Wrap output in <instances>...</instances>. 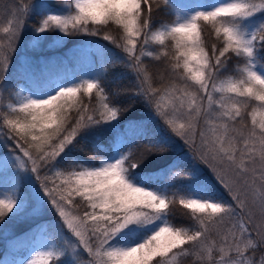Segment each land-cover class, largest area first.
Returning <instances> with one entry per match:
<instances>
[{
	"label": "snow or ice",
	"instance_id": "snow-or-ice-1",
	"mask_svg": "<svg viewBox=\"0 0 264 264\" xmlns=\"http://www.w3.org/2000/svg\"><path fill=\"white\" fill-rule=\"evenodd\" d=\"M0 11L10 12L0 24V146L11 148L3 166L12 176L0 187V226L49 205L59 217L37 225L50 238L24 264H264V0H18ZM162 12L173 19L158 21ZM26 30L33 50L56 33L100 36L119 53L97 49L100 71L67 82L26 57L17 75L31 86L4 103ZM109 65L123 66L134 87L109 91ZM137 103L167 134L149 138L127 122L108 158L91 165L73 155L91 139L96 159L103 133ZM133 128L146 140L138 154L115 147ZM177 147L188 150L186 169L175 160L142 168ZM177 204L187 210L179 223Z\"/></svg>",
	"mask_w": 264,
	"mask_h": 264
},
{
	"label": "trees",
	"instance_id": "trees-1",
	"mask_svg": "<svg viewBox=\"0 0 264 264\" xmlns=\"http://www.w3.org/2000/svg\"><path fill=\"white\" fill-rule=\"evenodd\" d=\"M17 2L18 0H3V4H16ZM27 2L31 3L32 0H27ZM41 2L44 3L45 7H47L49 5H58L61 0H41ZM175 3L181 6L178 0H175ZM3 4H0V8L3 7ZM8 18H10V12L5 13L0 11V24ZM35 19L36 18H33V20ZM172 19V16L165 15L163 12L157 17L158 21L165 22H169ZM31 26L32 25L30 24L29 28ZM112 31L115 35L116 30L112 28ZM55 35L58 34H50L49 39L43 41L39 49L33 50L34 42L30 38L31 32L26 30L23 41L27 44V52L22 56L25 58H32L33 63H36L38 58H41L39 59V64L48 62L51 65L50 77L58 79L63 78L65 75L67 76L66 79H60L65 82L100 71L103 60L96 55L97 49L104 47L105 49H111L113 52L119 53L118 49L114 48L108 41H104L100 36L79 35L75 37L53 39L52 37ZM204 38L208 44H211V42L215 39L214 36L209 37L207 33H205ZM19 56L20 55L18 54L15 55L11 64L7 80V91L3 93L4 103L11 102L10 98L14 93L20 92L22 88L27 90V88L31 86L30 83H25L18 78L17 72L20 65H22L19 61ZM147 62L155 74L156 69L153 65L158 62L151 61L150 59ZM122 73L125 75L124 79L114 80V77L119 76ZM104 83L109 91L116 88L131 90L134 87L131 75L121 65H116L115 67L112 65L108 66L107 73L104 77ZM129 100L130 93L128 95H122L119 98L118 103L127 104L129 103ZM127 122L141 123L143 126L142 130H146L149 138H154L161 134H167L163 123L158 120L151 119L149 111L146 110L142 104L137 103L130 111L121 114L119 121L114 122L116 124L114 129L109 128L105 133H103L98 142L103 145L104 150L96 154V159H92V153L94 150L93 144L97 141H92L91 139L88 141H81V143L74 149L73 155L91 165L98 164L100 159L108 158L113 154V139L116 137V134L128 130L129 124ZM140 130L141 129L133 128L131 131H128L127 142L125 143H121L120 138L117 137L115 147H120L121 151L124 152H127L128 149L131 148L134 154H138L139 151L142 150L143 145L146 143V140L143 137L139 139L134 138L139 135ZM9 145H11V142H9ZM10 152V147L7 149L3 147L1 155L4 153L9 154ZM187 152L188 150L186 148L181 151V149L177 147L166 152L163 157L149 156L142 165V168L145 172H149L151 169L157 167L158 164L175 160L178 170L186 169L192 163ZM7 157L5 159H7ZM133 158H135V155ZM4 160L1 165H4ZM13 171H15V169H13ZM207 174L209 176L211 175L210 172ZM9 175L10 173L4 169V166H2L0 173V187L7 185L11 181L12 177ZM2 176L3 178L1 179ZM176 183H179V181ZM213 190L218 193H223L224 197L228 198L226 191L218 184L214 185ZM22 195L26 197L29 195L25 185L22 189ZM45 210L47 213L43 212L39 216H33L29 212L19 217L7 219V222L0 226V264H16L21 256L27 255V252L34 246L39 234L42 232L43 229H38L37 225H44L47 227L49 223L59 220L53 211L50 210L49 206ZM82 211L83 209H81V212ZM170 211L177 214L176 216H173L172 219L179 223L180 220L177 219V216L179 213L187 210L182 209L177 204L174 205ZM7 231H10V233L7 234ZM43 233L49 237L44 230ZM262 254L264 253H257V261H259V257Z\"/></svg>",
	"mask_w": 264,
	"mask_h": 264
},
{
	"label": "rangeland",
	"instance_id": "rangeland-1",
	"mask_svg": "<svg viewBox=\"0 0 264 264\" xmlns=\"http://www.w3.org/2000/svg\"><path fill=\"white\" fill-rule=\"evenodd\" d=\"M180 5H187V4H195L198 2H204V0H178ZM207 2H212V0H207ZM217 2H219V0H217ZM27 44L23 41L22 43H20L19 47L20 49L17 51V53L15 55H20L19 56V61L23 64L25 62V57L22 56L24 53L27 52ZM76 49V48H75ZM20 52V53H19ZM75 75V74H73ZM58 78V77H57ZM67 76H64L63 78H58V80L60 79H66ZM56 79V78H53ZM26 90V89H25ZM3 151V146H0V173H1V168L3 165L2 162L3 160L7 157L8 153H4L1 155V152ZM201 168H204V165H200ZM207 171V170H206ZM10 177H12L11 175H9ZM3 178V176L1 177V179ZM28 192H30V188L28 185H25ZM38 183H37V187H38ZM45 199H47L45 197ZM49 208L51 211H53V213L55 214L56 217H58V214L55 213L54 209L49 205ZM44 213H47L46 210L44 211ZM59 218V217H58ZM64 232L70 236V233L68 232L67 228L64 229ZM10 233V231H7V234ZM49 240V237H47L44 233L43 230L42 232L39 234V237L37 239V241L35 242L34 246L27 252V255L25 257H21V259L16 263V264H24V262L29 259V257H31L34 254V250H38L41 249L45 246V244L47 243V241ZM84 257H87V253H84Z\"/></svg>",
	"mask_w": 264,
	"mask_h": 264
}]
</instances>
